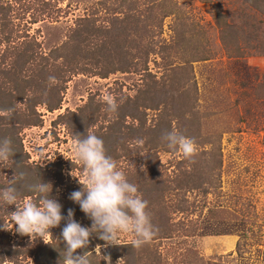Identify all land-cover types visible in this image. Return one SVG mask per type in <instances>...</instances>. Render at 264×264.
Segmentation results:
<instances>
[{
	"label": "rangeland",
	"instance_id": "obj_1",
	"mask_svg": "<svg viewBox=\"0 0 264 264\" xmlns=\"http://www.w3.org/2000/svg\"><path fill=\"white\" fill-rule=\"evenodd\" d=\"M9 1L15 7L0 9V60L13 32L29 33L45 52L72 35L66 54L74 68L60 106L51 110L38 103L40 122L19 131L20 159L16 168L13 159L0 163V191L16 173L17 203L39 204L40 194L27 186L50 183L62 215L73 209L75 220L91 227L69 199L82 190L69 173L83 179L73 145L87 129L113 134L104 145L129 182L139 189L140 181L146 189L154 180L144 176L156 172L155 164L172 185L153 205L169 208L162 233L168 236L129 252L124 247L134 234H122L120 245L105 247L93 233L87 249L78 250L88 251L91 264H108L104 256L111 264H126L122 253L138 264H264V0ZM12 15L20 16L18 26L11 24ZM86 25L92 34L86 35ZM121 26L126 33L116 31ZM115 37L122 38L119 47ZM27 93L17 105L19 114L35 100ZM106 96L117 102L116 112L108 111ZM139 118L147 128L171 122L170 131L195 142L196 155L189 160L150 136L138 143L133 130L142 125ZM111 126L123 127L127 152ZM14 211L15 205L0 200V225L5 221L12 229ZM63 227L64 222L52 228L45 242L0 230V264H63Z\"/></svg>",
	"mask_w": 264,
	"mask_h": 264
},
{
	"label": "clouds",
	"instance_id": "obj_2",
	"mask_svg": "<svg viewBox=\"0 0 264 264\" xmlns=\"http://www.w3.org/2000/svg\"><path fill=\"white\" fill-rule=\"evenodd\" d=\"M49 81L54 84L56 78L50 76ZM104 100L109 112L117 111L118 104L111 96H106ZM77 137L73 153L83 165V179L75 176L74 170L69 174L78 179L82 190L70 193L69 199L78 204L92 221L91 227L78 223L73 209H69L66 216L62 215V205L52 197L50 183L40 182L27 186L29 191L40 194L39 204L31 201H26L23 206L18 204L15 173L9 186L0 191V200L4 204L16 206V211L9 214L12 229L32 240L40 238L45 242L47 236L52 234L50 230L64 222L61 232L64 243L63 264H91L88 251L78 250L87 249L93 233L105 241V247L120 245V237L127 233L134 234L132 245L136 248L150 242L156 229L147 211L148 202L138 193L137 186L129 182L117 162L107 154L101 138L88 129L86 136ZM162 139L167 142L170 150L178 151L189 160L196 155L195 142L175 130L165 133ZM138 143L143 144V141ZM14 155L11 140L7 137L0 139V163H7ZM24 176L23 172L20 173L21 179ZM12 229H9L5 221L0 225V230ZM95 251L100 253L101 246L97 245ZM104 257L111 264V257Z\"/></svg>",
	"mask_w": 264,
	"mask_h": 264
},
{
	"label": "trees",
	"instance_id": "obj_3",
	"mask_svg": "<svg viewBox=\"0 0 264 264\" xmlns=\"http://www.w3.org/2000/svg\"><path fill=\"white\" fill-rule=\"evenodd\" d=\"M2 1L3 2H0V9L2 10V12H8V10L6 9L15 7V4L11 3L9 0L7 2H5L4 0ZM17 2L18 1H15V3ZM45 5L46 9L49 8L50 10L51 4L49 6V3L46 2ZM42 10H44V6L42 7ZM2 16L0 18H3ZM16 17L20 18V16H11V24L14 26L16 25ZM116 28V31L122 33L127 32L125 26ZM85 31L87 32L86 35H90V33L92 34V30L88 25H86ZM107 31L110 30L108 29ZM99 32L97 34H99ZM16 33L17 32H13L14 35H11L10 38H7V40L10 39V42L7 43L5 40L7 45L5 49L2 50L0 60V139H3L5 137L9 138L12 142L14 153L15 151H19V149H21L18 146V143L20 144V138L18 135L19 131L26 125L36 124L40 122L39 114L36 111V105L41 102L46 103L48 108L51 110H54L60 106L62 100L61 93L64 89V85H66L70 80V70H73L74 68L70 56L66 54V49H71L72 35L70 41H64L61 45L55 47L50 52H45L42 50L41 42L35 40L33 36L29 35V33ZM21 37L23 38L22 42L19 40ZM2 39H4V37H2ZM75 39L76 37H73V41ZM81 40V38L78 39L79 42ZM114 40L115 44H117V46L119 47L122 38L115 37ZM129 52L131 51L129 50ZM121 54H123V51L119 50L118 55ZM124 68L127 67L123 65L119 66L120 70ZM50 76L56 78V82L54 84L49 81ZM41 88H44V90H41ZM164 89L166 90V88ZM27 90H29V92L32 93L31 95H33L31 99L35 98V100H33L32 104L28 106V110L26 108L24 109V112H21L19 114V109L17 110L16 108L17 105L26 100V96H28ZM49 91L52 94L51 97L42 98L45 97L46 93ZM31 106L33 112H31L30 110ZM140 120L141 119L139 118V123H142V121ZM165 122H167L168 124L159 121L155 125V127L150 126L149 128H147L145 124L142 123V125L139 124V127H136V129H134L133 131H137V133H139V136H137L139 138V141L144 139L146 136H150V141H155L157 143L159 142V144H162L163 142L165 144V140H163L162 137L164 133L171 132L169 129V125H172V123L169 121L165 120ZM87 124L91 126L93 124V119L91 118L90 120H88ZM109 129L121 134V140L123 139L124 144V147L121 146V148L125 149V151L127 152L129 150V144H127L128 141L124 138L125 133L123 132V127L111 126L109 127ZM95 135L101 138L104 142L107 141V139L110 141L114 137L113 134L104 132H99ZM140 149L141 146L139 145V152ZM151 156H154V154H151ZM11 159H13L14 168H16L17 161L20 159V153H15V155ZM159 169L160 168H158L154 164L152 170L156 172L147 173L144 176L148 180H154L151 184L146 185L147 188L148 186L152 185V189L146 192L145 190H147V188L143 189L141 187L140 181L138 189L139 194L142 196V198L148 202L147 211L150 213L151 222L156 229V234L153 237L154 240L159 238H166L168 236L162 233L167 230L166 225H168V217L165 214L169 212V208L165 207L164 205L155 209L153 205L158 204L159 199L163 198L166 192H169L172 189V185L169 183L165 176H162L159 173ZM157 173H159V176H157ZM23 180L24 179H21L20 183ZM160 219L163 223L159 222ZM146 246L147 243L143 248L145 249ZM133 247L134 246L132 245V243H127L124 249H127L130 252ZM139 250L143 249L141 248ZM120 257L124 258V262L126 264H138V262H132V260L129 259L124 253H122Z\"/></svg>",
	"mask_w": 264,
	"mask_h": 264
}]
</instances>
